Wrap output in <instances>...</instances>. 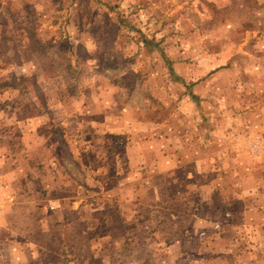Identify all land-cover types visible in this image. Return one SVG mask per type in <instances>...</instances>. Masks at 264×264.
Returning <instances> with one entry per match:
<instances>
[{
  "label": "rangeland",
  "instance_id": "374dc122",
  "mask_svg": "<svg viewBox=\"0 0 264 264\" xmlns=\"http://www.w3.org/2000/svg\"><path fill=\"white\" fill-rule=\"evenodd\" d=\"M1 110L40 159L15 193L77 212L0 264H264L263 225L189 214L252 153L264 179V0H0Z\"/></svg>",
  "mask_w": 264,
  "mask_h": 264
},
{
  "label": "crops",
  "instance_id": "0c3cea01",
  "mask_svg": "<svg viewBox=\"0 0 264 264\" xmlns=\"http://www.w3.org/2000/svg\"><path fill=\"white\" fill-rule=\"evenodd\" d=\"M193 92V91H192ZM191 93V91H190ZM189 95L191 96V94ZM195 93V92H193ZM195 95H199L195 93ZM200 99L195 101L197 104L202 102L204 98L202 95H199ZM3 100L1 96V101ZM1 115H3V110L0 111V120ZM202 116L204 119L210 118L209 114L203 113ZM19 118V117H18ZM111 132H117L118 128L115 127V125L111 124L108 125ZM204 131H208L209 127L205 126L203 127ZM13 145L9 144V150L5 151L4 147L7 144L1 143V121H0V182L3 181L9 186V193L16 194L17 201L14 205H7L3 209L2 218L0 221V243L1 248L3 246H9L11 249H7L8 255L10 256L11 253H15L17 256H19V250L16 247L15 242H17V239L15 236L21 235L22 243H27V239L29 241H33L36 239H40L39 236H43L46 239L43 243H40L41 245L45 246L48 250V245L51 243L54 238L53 228L50 229L53 225L57 226L61 224V226H65L66 228H70L72 226L71 222V214L76 213L77 210H73V213L70 211V208L62 205L63 202L59 199H53L49 200L48 204H45L44 207H42V212L39 215V213H36L35 203H32L33 199H30V197L27 199L29 202L25 201L23 196H18L19 193H15V191L22 190L25 192V188L27 187L26 183L29 180V177L33 176L31 174L36 172V166L40 163H38L39 155L37 154V148L34 146L29 145L26 143L23 147H21V143H12ZM23 148V149H21ZM3 152H9V153H3ZM250 154V153H249ZM250 154V163L246 165L247 167H244L243 169L239 170L238 174L235 175V178H237V182L235 185H231L230 183L226 184V182L222 179L220 180V184L217 183L216 189H211V196L213 199L209 202H200L198 200L197 204L193 207V209L190 210V215L192 217L196 216L199 218L202 222H204L202 219L213 223L214 220H219L224 218V213L229 209H232V213L241 215L243 221L248 223V225L251 224H257V225H263L264 226V204L262 203V188L264 186V179L263 176L255 174L256 169L255 166L259 165L260 163V156L262 155L260 153H252ZM5 155V157H4ZM262 157V156H261ZM40 160V159H39ZM163 173V172H161ZM31 175V176H29ZM243 175V176H242ZM254 175V176H253ZM254 178V182L252 185H249L248 192L245 193L244 188L245 184L251 179ZM244 183V185H242ZM14 188V190H13ZM30 189V188H29ZM213 190V191H212ZM260 192V195L257 194L258 191ZM221 197V199L218 200V204L215 202L216 195ZM27 196V195H26ZM215 198V199H214ZM32 201V202H31ZM242 203L241 209L242 212H236L235 208L237 205ZM202 203V204H201ZM239 203V204H238ZM222 207L221 216L219 217V208ZM51 207H54L52 209ZM216 211V212H215ZM52 213H56L60 215V217H57L56 221L53 223H49L47 221L48 218H52ZM213 214V215H212ZM57 215V216H58ZM248 215H250L248 217ZM42 216V217H41ZM56 217V216H55ZM54 217V218H55ZM137 218V217H136ZM237 218V217H235ZM45 219V221L43 220ZM80 222V221H78ZM47 228V229H46ZM49 229V230H48ZM48 230V232H47ZM229 235L224 237L226 239V242L232 243V236L230 233ZM18 238V237H17ZM20 241V238H18ZM26 240V241H24ZM3 241V243L1 242ZM30 243V242H29ZM28 243V246H29ZM6 244V245H5ZM33 244L37 245V243H30V246L28 248H33L34 251L29 250L26 252V254H22V263L28 262L30 258H36L37 253H39L38 250H35V248L32 246ZM38 247V246H37ZM37 249V248H36ZM2 251H6V249H1ZM98 251V246L95 248V254ZM32 254V255H31ZM24 255H26V259L24 258ZM7 256L3 255V257Z\"/></svg>",
  "mask_w": 264,
  "mask_h": 264
},
{
  "label": "built area",
  "instance_id": "2783aa9c",
  "mask_svg": "<svg viewBox=\"0 0 264 264\" xmlns=\"http://www.w3.org/2000/svg\"><path fill=\"white\" fill-rule=\"evenodd\" d=\"M7 188H8V185L5 182L1 181L0 182V221L2 218L3 209L7 205H11L15 202V196L13 194L9 193ZM51 208L54 209V207H51ZM214 226L216 228H219L221 225H220V223H217Z\"/></svg>",
  "mask_w": 264,
  "mask_h": 264
},
{
  "label": "trees",
  "instance_id": "16d2710c",
  "mask_svg": "<svg viewBox=\"0 0 264 264\" xmlns=\"http://www.w3.org/2000/svg\"><path fill=\"white\" fill-rule=\"evenodd\" d=\"M148 42H150V41H148ZM151 43V42H150ZM163 51V50H162ZM191 96L193 97V99H195L196 101H198L199 99H200V97H199V95H195V93H193L192 91H191Z\"/></svg>",
  "mask_w": 264,
  "mask_h": 264
}]
</instances>
